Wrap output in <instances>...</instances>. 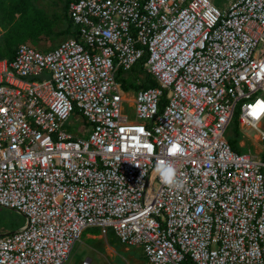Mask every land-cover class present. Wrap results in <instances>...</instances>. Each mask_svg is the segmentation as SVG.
Returning <instances> with one entry per match:
<instances>
[{
  "label": "built area",
  "instance_id": "obj_1",
  "mask_svg": "<svg viewBox=\"0 0 264 264\" xmlns=\"http://www.w3.org/2000/svg\"><path fill=\"white\" fill-rule=\"evenodd\" d=\"M68 17L76 37L0 60V207L24 219L0 264H64L91 227L149 264H264V158L225 135L237 115L264 139V0H73ZM141 60L155 87L128 103L115 75ZM76 111L87 138L64 129Z\"/></svg>",
  "mask_w": 264,
  "mask_h": 264
},
{
  "label": "rangeland",
  "instance_id": "obj_2",
  "mask_svg": "<svg viewBox=\"0 0 264 264\" xmlns=\"http://www.w3.org/2000/svg\"><path fill=\"white\" fill-rule=\"evenodd\" d=\"M229 0H216L217 5L225 4ZM65 0H33L31 10L28 12L29 15H33L34 10H39L44 13V16L52 22L51 34L39 35L36 41H31L30 38H27L23 43H28L32 45L35 49L41 52H48L54 49L62 41L69 39L65 35L59 34L60 30L65 27V19L63 17V7ZM19 17L18 14L14 15V18L17 20ZM14 19V20H15ZM2 28L0 25V37L8 29ZM143 61H139L131 71L128 72H119L115 75V80L118 83L127 84L125 91H128L126 96L128 103L134 95L133 91L139 89L141 82H144L147 85L153 83L142 69ZM50 74L44 72L40 77L32 79L33 81H41L43 79L49 78ZM124 104V109L129 113H132V109L129 107V104ZM86 122L81 117V115L76 111L73 116L70 118L68 123L64 126V129L73 135H80L78 132L79 129H82L81 135L84 138H87L89 134L84 129ZM238 125V131L240 133L239 147L243 149V152L248 154L251 157H257L260 159L264 158V139L259 140L256 137V132L251 129L239 127L237 115L234 116L232 122L229 124L225 135L230 138L236 134ZM261 129L264 130V121L261 124ZM16 213L12 210L4 209L0 207V237L1 235L8 234L10 232L18 230L23 224V218L18 214L19 218H15V221L11 220L8 217H5L3 214ZM84 236V234H83ZM83 236L80 237L79 241L74 245L71 254L68 260L64 264H82L87 260L89 264H149L143 253L142 249L138 246L127 247L120 244L116 238L110 235L108 238L102 236L97 237L95 241L96 244H82L84 242Z\"/></svg>",
  "mask_w": 264,
  "mask_h": 264
},
{
  "label": "trees",
  "instance_id": "obj_3",
  "mask_svg": "<svg viewBox=\"0 0 264 264\" xmlns=\"http://www.w3.org/2000/svg\"><path fill=\"white\" fill-rule=\"evenodd\" d=\"M32 1L33 0H0V25L4 29L9 27L0 37V60H12L17 47L20 44H28L23 43L27 38H30L33 42L37 40L39 35L48 36L52 33V22L44 16L42 11L34 10L33 15H29L28 12L31 10ZM71 1L73 0H65L64 2L63 17L65 19V27L59 32V34L65 35L69 38L76 37L77 34L75 26L68 17V7ZM16 14L19 15L17 20L14 18V15ZM124 83L122 82L119 84L123 89H126L125 86H127V84L125 85ZM139 86V89H146L148 87H155V83L153 82L150 85H147L144 82H141ZM235 133L234 136L228 138V143L234 151L244 153L243 149L238 145L240 140L238 125ZM3 215L13 221H15V218H19L18 214L13 212Z\"/></svg>",
  "mask_w": 264,
  "mask_h": 264
},
{
  "label": "clouds",
  "instance_id": "obj_4",
  "mask_svg": "<svg viewBox=\"0 0 264 264\" xmlns=\"http://www.w3.org/2000/svg\"><path fill=\"white\" fill-rule=\"evenodd\" d=\"M261 113H264V103L260 102L259 100L255 104V106L251 109L250 115L253 118H258ZM199 124L200 122L197 121ZM149 150H151L152 146H148ZM183 148L180 146L179 142H172L168 148V154L170 156H176L178 154H183ZM155 174H157L160 178V182L163 185L169 186V187H179L180 181L177 179V170L172 165V163L165 161V160H158L155 169ZM5 235V234H4ZM4 235H1L3 237ZM140 248V247H139Z\"/></svg>",
  "mask_w": 264,
  "mask_h": 264
},
{
  "label": "crops",
  "instance_id": "obj_5",
  "mask_svg": "<svg viewBox=\"0 0 264 264\" xmlns=\"http://www.w3.org/2000/svg\"><path fill=\"white\" fill-rule=\"evenodd\" d=\"M83 234H84V236H83ZM110 235L114 236L112 234V232H109V233H106V234H102L100 229L96 228V227L87 228L85 231L82 232V235H81L85 239L82 244H84V245H86V244H96L95 243L96 240H94V239H96L97 237L102 236L104 238H106V237L108 238ZM85 261H87V260H85Z\"/></svg>",
  "mask_w": 264,
  "mask_h": 264
}]
</instances>
